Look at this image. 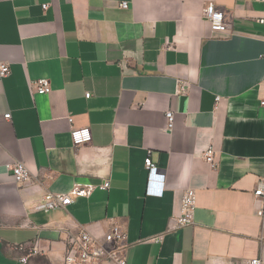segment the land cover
<instances>
[{
	"label": "crops",
	"instance_id": "1",
	"mask_svg": "<svg viewBox=\"0 0 264 264\" xmlns=\"http://www.w3.org/2000/svg\"><path fill=\"white\" fill-rule=\"evenodd\" d=\"M120 1L0 0V264H62L67 240L100 236L109 217L127 232V264H264L252 193L264 176V0ZM209 3L227 32L202 18ZM39 78L49 92H34ZM85 126L91 139L75 146L70 130ZM16 160L29 181H13ZM187 188L194 223L168 229ZM47 191L72 201L43 210Z\"/></svg>",
	"mask_w": 264,
	"mask_h": 264
},
{
	"label": "built area",
	"instance_id": "2",
	"mask_svg": "<svg viewBox=\"0 0 264 264\" xmlns=\"http://www.w3.org/2000/svg\"><path fill=\"white\" fill-rule=\"evenodd\" d=\"M121 8H126L128 2L122 0L119 2ZM42 8H47V4H43ZM201 16L209 23L210 29L214 32H227L228 28L224 21V13L217 8L213 3L207 4L201 12ZM258 22L264 24V17L258 18ZM264 38V37H263ZM9 72V64L0 61V77H4ZM34 92L46 93L50 91V83L47 78H39L31 82ZM90 96L89 92L85 93V97ZM259 106L264 110V98L259 101ZM167 118V128H171L173 122V114L171 111L165 112ZM9 117V113L4 115ZM71 121V118H68ZM70 137L75 146L86 143L91 139L89 127H73L70 130ZM203 158L212 166H216V151L208 146L202 152ZM144 165L147 170L155 168L149 156L144 159ZM11 177L16 183H24L30 180L31 174L27 166L21 160H16L9 164ZM162 182L158 180H148L147 191L150 192L149 187L154 184L159 187L158 194L161 193ZM109 181L105 180L100 188L107 189ZM74 193H78L73 190ZM254 199L258 202L257 210L260 218L261 236H264V176L258 178L253 188ZM72 201L70 194L55 193L47 191L44 193L42 202L38 205L43 210H53L64 208ZM196 207V192L194 188L185 189L179 202V211L174 213L170 219L168 229H178L184 225L194 223V210ZM128 236L123 225L115 218H107V229L100 236L93 234L85 228H81L78 232L70 237L65 246L62 264H127L126 250L128 248ZM18 249H23L18 246ZM37 251L35 246L27 250L25 255L19 257L23 263L27 261V257ZM243 264H262L260 255H254L243 262Z\"/></svg>",
	"mask_w": 264,
	"mask_h": 264
}]
</instances>
